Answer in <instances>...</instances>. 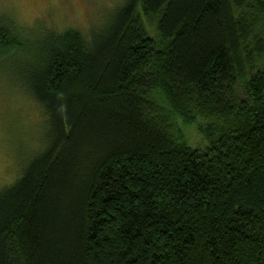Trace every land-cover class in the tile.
<instances>
[{
  "label": "trees",
  "instance_id": "16d2710c",
  "mask_svg": "<svg viewBox=\"0 0 264 264\" xmlns=\"http://www.w3.org/2000/svg\"><path fill=\"white\" fill-rule=\"evenodd\" d=\"M112 17L92 41L33 42L22 85L52 133L0 191V264H264V0H124ZM14 28L2 56L32 44ZM170 116L207 119L208 148Z\"/></svg>",
  "mask_w": 264,
  "mask_h": 264
},
{
  "label": "rangeland",
  "instance_id": "374dc122",
  "mask_svg": "<svg viewBox=\"0 0 264 264\" xmlns=\"http://www.w3.org/2000/svg\"><path fill=\"white\" fill-rule=\"evenodd\" d=\"M123 3L124 0H0V26L15 27L22 40L32 42L21 57L15 53L0 55V191L24 174L28 162L49 144L52 133L51 118L22 85L29 76L23 69L35 53H42L33 47V42L68 29L79 30L92 41L93 34H104ZM156 23L147 20L146 25L150 36L159 42ZM263 65L264 59L259 63ZM169 122L175 137L185 139L194 149L208 148L209 141L199 127L208 124L207 119L187 124L179 116H170Z\"/></svg>",
  "mask_w": 264,
  "mask_h": 264
}]
</instances>
